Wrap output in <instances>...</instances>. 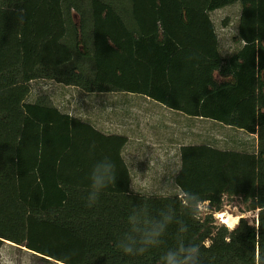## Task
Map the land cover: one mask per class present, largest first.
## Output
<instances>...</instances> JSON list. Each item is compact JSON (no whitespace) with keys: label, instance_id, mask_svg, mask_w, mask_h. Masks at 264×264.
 I'll return each mask as SVG.
<instances>
[{"label":"trees","instance_id":"trees-1","mask_svg":"<svg viewBox=\"0 0 264 264\" xmlns=\"http://www.w3.org/2000/svg\"><path fill=\"white\" fill-rule=\"evenodd\" d=\"M236 2L240 46L224 56L211 12ZM38 79L143 94L256 135V149L184 145L179 192L136 193L123 156L128 137L45 95L28 101ZM104 158L116 182L88 207L89 175ZM235 198L242 215L257 218L217 223L214 213ZM201 203L212 211L204 217ZM133 208L149 220L174 217L163 243L141 256L116 247ZM179 221L185 243L201 244L202 264H264V0H0V249L25 247L38 264H160Z\"/></svg>","mask_w":264,"mask_h":264},{"label":"rangeland","instance_id":"rangeland-1","mask_svg":"<svg viewBox=\"0 0 264 264\" xmlns=\"http://www.w3.org/2000/svg\"><path fill=\"white\" fill-rule=\"evenodd\" d=\"M241 8V3L236 2L211 12V18L219 36L220 53L224 56L229 55L240 46V43L234 41L233 37L237 34ZM41 95L47 96L62 111L80 117L106 133L124 134L128 138H134L140 133L146 134L143 129L140 132L136 124L142 121L143 123L145 121H150V123L157 121L158 117L152 113L153 111L147 112L149 119L145 116L144 113L150 109L149 105L160 108L158 109L159 112L169 115L167 109L165 111L160 106L161 104H157L159 102L147 100L146 96L138 93H87L80 88L65 86L53 80H34L31 82V93L27 100L34 101ZM150 114L154 115L155 118ZM163 118L166 119L167 117L164 116ZM186 123L187 126L192 124L191 120H187ZM193 127L196 135L190 136V133L187 132L189 133V142H204L227 150L256 149V135H250L244 130L219 121L195 120ZM187 129L189 131V128ZM134 142L136 141L129 140L123 148V156L132 176L131 190L146 195L177 193L174 177L179 170V157L172 152V160L166 166L161 160L160 162L156 161L157 158L163 156L162 150H160L162 147H150L151 144L142 146V144H138L139 142H136L137 144ZM176 157L178 159L175 161L174 158ZM208 205V203L200 204L202 217L206 213L212 212ZM243 208L244 205L240 199L228 200L224 211L214 213V217L217 223L225 224L231 228L236 226L242 216L253 222L258 216V211H250L242 215L241 210ZM225 220H227V223ZM5 249L10 251L15 264H38V259L32 251L27 250L25 247L19 248L10 242H6L0 252Z\"/></svg>","mask_w":264,"mask_h":264},{"label":"clouds","instance_id":"clouds-1","mask_svg":"<svg viewBox=\"0 0 264 264\" xmlns=\"http://www.w3.org/2000/svg\"><path fill=\"white\" fill-rule=\"evenodd\" d=\"M94 147V145L92 146ZM115 164L108 158L96 162L90 172L89 190L86 196L87 206L92 207L99 199L100 193L116 182ZM197 200L192 202L193 208ZM159 220H149L146 211L142 208H133L128 217L129 229L118 241L116 247L127 256H141L150 248L160 246L168 226L173 223V215L167 212L160 214ZM180 224L177 244L168 248L160 257V264H202L201 244L185 243L184 234L188 232V226L179 221ZM203 247H211L210 242H205ZM67 257L60 264H67ZM0 264H15L10 251L5 249L0 252Z\"/></svg>","mask_w":264,"mask_h":264},{"label":"crops","instance_id":"crops-1","mask_svg":"<svg viewBox=\"0 0 264 264\" xmlns=\"http://www.w3.org/2000/svg\"><path fill=\"white\" fill-rule=\"evenodd\" d=\"M143 95V94H142ZM146 96V95H144ZM147 100H154L149 98L148 96H146ZM156 101V100H154ZM158 102V101H156ZM157 104H161L160 106H162V108L166 111V109L169 112V115H165L162 114L161 112H159L158 109L160 108H154L152 105H149L150 109L148 111H146L144 114H146L145 116L148 117V113L147 112H151L156 114V116L158 117L157 121L154 122H144L143 121L139 124H136V127L138 129H140L139 131L142 132V129L144 131H146L145 133H140L137 136H134V138L129 137L128 139L131 140H135L136 142H139L138 144L142 146H146V145H150V147H154V146H160L162 147L160 150H162V154L163 156L161 158H157V162H163V164L167 166V164L172 160V152L174 153V155L178 156L176 158H174V160L176 161L177 159L179 160L178 162L181 163V159H180V151H181V147L187 144H191L192 142H189L188 139V134L190 133V136H195L196 135V131L195 128L193 127V123L195 122V120H205L207 122L211 121L212 119L209 118H202V117H194V116H189L187 114H185L184 112L180 111V110H175L172 108L167 107L166 105L162 104V103H157ZM147 110V109H146ZM158 113V115H157ZM161 113V114H160ZM151 115V114H150ZM149 115V116H150ZM155 118L154 115H151ZM167 117L166 119H164L163 117ZM150 117H148L149 119ZM191 120V125L187 126V120ZM164 120V121H163ZM189 128V131L188 129ZM189 132V133H187ZM128 137V136H127ZM136 137V138H135ZM128 140V142H129ZM136 142H134L135 144H137ZM204 142H198V143H193V144H201ZM124 155V154H123ZM180 168V166H179ZM177 193L179 192V189L177 188Z\"/></svg>","mask_w":264,"mask_h":264},{"label":"snow or ice","instance_id":"snow-or-ice-1","mask_svg":"<svg viewBox=\"0 0 264 264\" xmlns=\"http://www.w3.org/2000/svg\"><path fill=\"white\" fill-rule=\"evenodd\" d=\"M225 222L227 223V220H225Z\"/></svg>","mask_w":264,"mask_h":264},{"label":"water","instance_id":"water-1","mask_svg":"<svg viewBox=\"0 0 264 264\" xmlns=\"http://www.w3.org/2000/svg\"><path fill=\"white\" fill-rule=\"evenodd\" d=\"M258 225V224H257ZM13 244V243H12Z\"/></svg>","mask_w":264,"mask_h":264}]
</instances>
